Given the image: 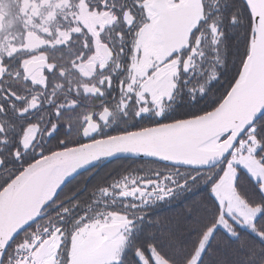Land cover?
<instances>
[{
  "label": "snow or ice",
  "instance_id": "1",
  "mask_svg": "<svg viewBox=\"0 0 264 264\" xmlns=\"http://www.w3.org/2000/svg\"><path fill=\"white\" fill-rule=\"evenodd\" d=\"M21 17L0 37V264H264V0Z\"/></svg>",
  "mask_w": 264,
  "mask_h": 264
},
{
  "label": "rangeland",
  "instance_id": "2",
  "mask_svg": "<svg viewBox=\"0 0 264 264\" xmlns=\"http://www.w3.org/2000/svg\"><path fill=\"white\" fill-rule=\"evenodd\" d=\"M9 2V7H4L6 5V2L4 0H0V15H4V18L2 20L1 26H0V37H2V34L5 32L6 25H10L13 22H16V15L15 13L12 14H7L6 11L4 10H21V0H6ZM11 5H14V8L10 7ZM12 15V19L9 18V16ZM20 16V15H19ZM8 29V27H7ZM83 174V173H82Z\"/></svg>",
  "mask_w": 264,
  "mask_h": 264
},
{
  "label": "trees",
  "instance_id": "3",
  "mask_svg": "<svg viewBox=\"0 0 264 264\" xmlns=\"http://www.w3.org/2000/svg\"><path fill=\"white\" fill-rule=\"evenodd\" d=\"M136 162L137 161L130 160V159H118V160H112V161L104 162L103 164H100L98 166V169L96 171L94 179L101 176L103 174V172L106 171L108 168H113L115 170H118L120 166L132 164V163H136ZM83 177H84V174H81V176L77 177L76 180H74L72 182V185L79 183L83 179Z\"/></svg>",
  "mask_w": 264,
  "mask_h": 264
},
{
  "label": "flooded vegetation",
  "instance_id": "4",
  "mask_svg": "<svg viewBox=\"0 0 264 264\" xmlns=\"http://www.w3.org/2000/svg\"><path fill=\"white\" fill-rule=\"evenodd\" d=\"M4 2H6V5L4 7H9L8 6L9 5V2H7L6 0H4ZM10 7L14 8V5H11ZM4 11H6L7 14H12V15H13V13H15L18 16L16 17V20H17L16 22H13L10 25H6L5 32L2 34V37L3 36H7L9 34H14L18 30V28L20 26L21 19H22V17H21V10H4ZM12 15L9 16V18L11 17L10 19H12ZM2 16L4 18V15H2ZM3 18H2V20H3ZM7 27H8V29H7Z\"/></svg>",
  "mask_w": 264,
  "mask_h": 264
},
{
  "label": "water",
  "instance_id": "5",
  "mask_svg": "<svg viewBox=\"0 0 264 264\" xmlns=\"http://www.w3.org/2000/svg\"><path fill=\"white\" fill-rule=\"evenodd\" d=\"M2 18H3V16L0 15V26H1ZM124 159H128V158H124ZM117 160H118V159H117ZM109 161H112V160H109ZM106 162H108V161H106Z\"/></svg>",
  "mask_w": 264,
  "mask_h": 264
}]
</instances>
